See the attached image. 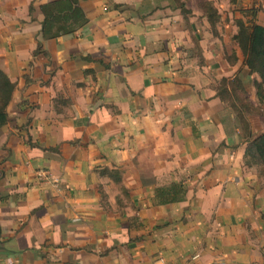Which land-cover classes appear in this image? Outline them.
I'll use <instances>...</instances> for the list:
<instances>
[{
    "label": "crops",
    "instance_id": "1",
    "mask_svg": "<svg viewBox=\"0 0 264 264\" xmlns=\"http://www.w3.org/2000/svg\"><path fill=\"white\" fill-rule=\"evenodd\" d=\"M48 1L0 0V69L15 84L0 129V264H264V178L245 155L264 130L248 114L245 131L218 91L256 78L237 27L211 47L199 13L187 26L170 0H81L89 24L43 40ZM173 182L185 200L157 204Z\"/></svg>",
    "mask_w": 264,
    "mask_h": 264
},
{
    "label": "trees",
    "instance_id": "2",
    "mask_svg": "<svg viewBox=\"0 0 264 264\" xmlns=\"http://www.w3.org/2000/svg\"><path fill=\"white\" fill-rule=\"evenodd\" d=\"M229 1L231 3L237 2V0ZM203 8L204 15L211 26V31L215 35L218 34L217 25L220 20V13L217 7L214 6L211 0H207L204 2ZM177 9L181 11L187 26H189L191 9L184 3H181ZM40 11L44 17L41 22V37L43 40L73 35L89 24V19L81 6V0H50L40 5ZM30 12L31 14L33 12L32 6ZM241 12L243 16H248L249 19L239 18L236 20L237 32L233 35V39L242 52L243 65L248 69L250 75H256L253 85L259 100L264 102V24L257 23L258 10L242 8ZM194 41L199 54L202 55L203 50L197 39H194ZM41 51L42 43L39 42L37 52ZM228 58L231 63H235L238 59L234 52ZM14 88L15 84L0 69V129L8 121L7 107L12 99ZM218 89L221 98L229 102L233 110L239 115L243 129L249 132V123L245 115L259 113L260 110L248 99L246 87L240 75L238 74L230 80L222 78L218 84ZM242 92L247 99H239L236 102L234 97H241ZM245 155L247 163L256 165L260 176L264 178V132L249 139ZM113 172L114 170L104 169L101 173L112 175ZM187 190L188 187L184 182H173L169 185L159 186L155 189L154 201L161 205L182 202L186 198Z\"/></svg>",
    "mask_w": 264,
    "mask_h": 264
},
{
    "label": "rangeland",
    "instance_id": "3",
    "mask_svg": "<svg viewBox=\"0 0 264 264\" xmlns=\"http://www.w3.org/2000/svg\"><path fill=\"white\" fill-rule=\"evenodd\" d=\"M207 0H170V5L171 7L174 8H178L181 3L186 4V6L191 9V11H193V9L195 11H197L199 14H197V19H196V23L199 24L200 26V37L202 39L207 38V42L208 45H210L211 47L213 46L211 44V38L217 37V38H222L224 39L223 36H225L226 34L230 36V30L231 27H227L226 24H230V25H236V20L239 18H244V19H249L248 16H243V13L241 12L242 8H246V9H256L258 10V12L260 13V15L264 16V0H237L236 3H231L229 0H211L214 3V6L217 7L219 13H220V20L218 22V34L213 35L211 32V29H205L204 27L206 26V24H209L207 19H205V15H202V13L204 14V2ZM258 13V14H259ZM206 23V24H205ZM210 35V37H209ZM209 37V38H208ZM233 39V36H232ZM219 44H221L222 42H218ZM231 45V44H230ZM220 59V56H219ZM218 66L220 65L219 63H217ZM247 86H252V80H250L249 83H246ZM247 86H246V93H247V97L250 100V97L248 95V91H247ZM241 97H234V100L236 102L239 101V99H247V97L243 94V92L241 93ZM232 100V99H231ZM238 100V101H237ZM258 101V100H257ZM258 103V102H257ZM257 108H259L260 112L259 113H250V121H251V125L253 126L254 129H259L264 130V102H261L259 104V106H257Z\"/></svg>",
    "mask_w": 264,
    "mask_h": 264
},
{
    "label": "built area",
    "instance_id": "4",
    "mask_svg": "<svg viewBox=\"0 0 264 264\" xmlns=\"http://www.w3.org/2000/svg\"><path fill=\"white\" fill-rule=\"evenodd\" d=\"M39 177L47 181L49 179V174L47 171L41 170L39 171ZM156 264H167V263L163 258H159Z\"/></svg>",
    "mask_w": 264,
    "mask_h": 264
}]
</instances>
